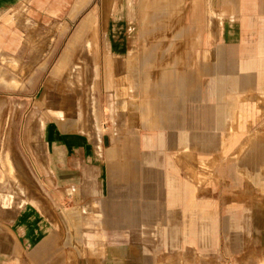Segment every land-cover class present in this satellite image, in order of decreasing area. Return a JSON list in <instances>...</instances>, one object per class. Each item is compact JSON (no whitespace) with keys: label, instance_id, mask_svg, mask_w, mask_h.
Instances as JSON below:
<instances>
[{"label":"crops","instance_id":"crops-1","mask_svg":"<svg viewBox=\"0 0 264 264\" xmlns=\"http://www.w3.org/2000/svg\"><path fill=\"white\" fill-rule=\"evenodd\" d=\"M83 1L0 0L1 85L23 84L12 53L20 29L49 27L43 38L62 45L52 33L79 17ZM143 1L148 8L100 0L73 31L52 73L57 93L77 97L74 107L47 82L54 52L33 73L31 107L46 122L32 131L40 154H29L27 184L5 154L13 187L2 205L21 211L0 213V264H169L178 256L182 264H240L243 235L264 247V210L227 194L245 187L239 170L256 173L264 153L252 142L244 160L224 162L256 116L251 90L264 102V0ZM37 39L25 34L31 63L41 57ZM96 46L87 119L82 85ZM166 60L176 66L162 69ZM202 188L211 191L199 195Z\"/></svg>","mask_w":264,"mask_h":264},{"label":"rangeland","instance_id":"rangeland-1","mask_svg":"<svg viewBox=\"0 0 264 264\" xmlns=\"http://www.w3.org/2000/svg\"><path fill=\"white\" fill-rule=\"evenodd\" d=\"M116 1V0H115ZM85 7L81 11L79 17L72 21L62 32H53V37L58 36L59 39L63 41L62 45H56L55 42L53 43L54 39L49 43V39L43 38L46 34L45 32L49 27H42L41 25H35V26H29L28 28H22L20 29L22 32L23 38L20 39V43L17 45L18 50H13V54L17 55L19 58V69L24 68L26 71V74L23 76V84L21 87L16 89H9L5 86L0 84V213L3 212L4 214H13L17 215L21 210L16 207V205L10 206V208H4L2 205V197L10 194L9 187L12 186L9 176L7 175V164L5 162V154L8 152L13 159L16 162V168L22 175L25 184H27V166L28 168L35 167V162L31 159V156L29 154H32L34 152L40 154L36 151L34 145L36 143L35 140L32 138V131L35 125L38 121L46 122L45 115L47 113L38 112L37 109H34L31 107V98L35 95V92L32 93L30 90L31 83L34 79L37 77L33 76V73L35 72L38 65L42 62V58L44 55L51 51L54 52V54H51L52 57L54 56L55 59L49 60L48 64L51 70V76L47 78V82L50 84V89L54 91L55 95H59V99L66 100L67 104L74 107L77 97L72 94L70 91H67L64 94L57 93V91L54 89L57 82H59V79L52 73L54 70V65L57 62V59L60 57V55L63 53L64 50L67 49V42L69 38L71 37L73 31L79 24V22L87 16V14L90 12V10H94L96 8V4H99L100 0H84ZM158 4L160 3L159 0L156 1ZM141 4L143 8H148V4L144 3L143 0H141ZM25 16V12L22 13ZM66 16V15H65ZM60 18L63 20L64 17L60 16ZM95 20L97 23V15L95 13ZM144 21V20H143ZM143 26V22L141 23ZM141 26V30H142ZM29 34L33 36L34 38H40L37 39L38 42L41 44L40 47V54L41 57L36 63H31V60L29 58V51L28 46L25 43V34ZM98 35H101V33L97 32ZM165 37H172L171 33L167 31L164 35ZM159 37V36H158ZM155 38V37H154ZM161 37L157 38L160 39ZM152 39V38H151ZM173 39H164L165 43L171 42ZM177 41V39H174ZM100 50L97 46L94 48V58H90L87 60V67H88V75L87 78L84 75L83 80V89L84 92L82 93L83 96V107H84V113L85 117L87 119L90 116V109H89V98H88V92L91 95V99L94 97L93 91H91L92 84L95 82L97 78V60L95 57L96 51ZM140 51V49H139ZM141 52V51H140ZM74 61L76 63H79L77 59V53L75 54ZM187 56V54H183ZM185 56V57H186ZM184 57V58H185ZM187 60H185L183 63H186ZM80 65H82V62H80ZM170 66H176L175 63L169 62V60H166L165 63L162 65V69L168 68ZM186 67V65H184ZM183 67V68H184ZM182 68V69H183ZM146 71L151 72L152 79H156L159 77V71L160 68L153 62H147L146 63ZM211 84L215 83V80L211 78L210 81ZM16 84V83H15ZM37 86H35L36 88ZM89 88V89H88ZM251 94H254L251 98L252 103L257 104V113L256 116L250 121V123L247 124L246 129H244L240 136L238 137L237 142L233 146L232 150L229 151V153L226 155L225 163L229 164L233 163V161H239L241 159L244 160L245 154L249 152L251 143H258V146L261 150L260 152L264 153V102L261 100L258 102L257 100V91L251 90ZM49 115H53L50 113ZM28 155V157H26ZM30 159V162L28 159ZM217 157H214V159ZM36 157H34V160ZM262 160L261 163L259 161L257 172L254 173V171H250L249 169L245 170H239L241 173V177L243 179V183H245V187L238 188V189H227V194L234 195L237 194L238 199L242 198L243 201H247L249 203L250 201L254 202L253 204H257V208H262L264 210V155L259 156V160ZM190 162L194 164L195 167H198L197 163L195 161L190 160ZM218 163V162H217ZM216 163V167H217ZM197 165V166H196ZM210 179L217 176V171L210 169ZM254 176V177H253ZM250 181L254 184L255 188L251 189L248 185ZM203 184H207V182H204ZM13 187V186H12ZM256 190L257 193L253 195L252 191ZM211 189L209 188H202L199 189V195H205L209 193ZM12 192V191H11ZM252 193V194H251ZM14 198H16V194H12ZM19 198H23L22 196H18ZM232 199V198H231ZM249 206V205H248ZM249 221L242 220L240 226L242 227V232L247 233L246 228H248ZM127 238V237H126ZM125 238V239H126ZM243 253L241 257L240 264H264V247L260 243V237H258L257 243L252 240L249 241L248 236L243 235ZM229 239V237H228ZM97 243L99 249L102 248L101 244H105V238L100 236L97 238ZM101 251V250H100ZM88 256L90 254H87ZM100 252L98 253V256H100ZM167 256V255H166ZM176 261H172L169 264H182L179 256ZM239 263V261H238ZM202 264V263H200Z\"/></svg>","mask_w":264,"mask_h":264},{"label":"bare ground","instance_id":"bare-ground-1","mask_svg":"<svg viewBox=\"0 0 264 264\" xmlns=\"http://www.w3.org/2000/svg\"><path fill=\"white\" fill-rule=\"evenodd\" d=\"M87 33H88V32H87ZM84 41H85V40H84ZM80 44H81V43H80ZM84 51H86V50H84ZM87 51H88V50H87ZM84 53L88 54V52H84ZM73 61H74V60H73ZM70 62H71V61H70ZM74 66H75V65H74ZM74 66H73V67H74ZM69 68H70V67H69ZM74 71H75L74 73L76 74V71H77V70L74 69ZM77 72H78V71H77ZM81 72H82V71H81ZM75 74H74V76H75ZM71 80H72V79H71ZM89 108H90V107H89ZM7 163H8V162H7Z\"/></svg>","mask_w":264,"mask_h":264}]
</instances>
